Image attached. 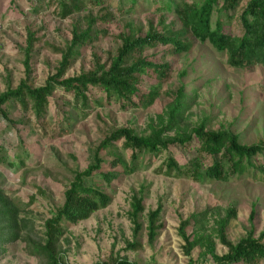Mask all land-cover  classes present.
<instances>
[{
  "label": "rangeland",
  "instance_id": "374dc122",
  "mask_svg": "<svg viewBox=\"0 0 264 264\" xmlns=\"http://www.w3.org/2000/svg\"><path fill=\"white\" fill-rule=\"evenodd\" d=\"M15 11L10 10V0H1L0 12V93L8 87H16L28 77L29 83L41 86L54 75L64 49L71 39L73 25L85 28V16L94 17L112 13L105 21H99L94 29H104L107 35L79 48V54L67 70L65 77L79 75L94 68L97 60L108 63L110 53L119 45L118 34L130 28L145 34L149 29L164 32L171 23L181 27V21L170 12L163 24L161 16L153 12L150 1L138 0L134 10L120 13L118 0H101L100 6L89 3L83 11L62 18L49 0H13ZM192 1V0H189ZM247 0H242L231 13L222 14L223 25L232 34H240L238 15ZM231 17V18H230ZM216 17H213V22ZM152 26V27H151ZM28 32L40 40L30 50L27 46ZM188 37H192L189 35ZM193 38V37H192ZM163 48L147 49L150 57ZM29 58V72L25 59ZM172 64L173 76L161 86L162 94L148 108L121 110L116 106H94L92 109H70L73 118L72 131L56 136L52 128L58 127L54 105L50 104L47 115L36 120L30 111L19 107L10 109V118L17 124L20 138L5 130L0 120V191L9 193L15 205L21 208L20 215L28 224L22 236L14 242L13 252L1 258L0 264H43L32 253L37 246L45 244L46 221L64 201V191L77 170L93 163L94 153L100 141L113 129L124 126L138 134H148L151 124L171 102L172 93L184 86L190 94L186 116L193 125L207 119L208 130L229 129L241 135L242 143L253 144L264 140V65H238L228 62L227 53L216 50L207 41L194 40L192 49L178 58L166 59ZM148 83L151 77H143ZM195 88L196 92H191ZM57 97L67 99L57 89ZM4 130L6 132H4ZM118 145L117 154L129 159ZM172 152L179 157L176 149ZM30 154L20 166H12L16 156ZM162 157H154L149 165L140 161L138 169L107 186L111 200L107 205L78 224L69 225L55 244L56 252L67 264H94L109 255H120L139 264H188L179 237L180 220L193 213L206 212L204 231L214 242L217 255L228 252L216 233L217 211L224 215L230 204L237 208L236 217L227 226V239L237 243L246 237L250 229L248 217L255 206V234L264 230V182L254 180L248 174L236 176L223 182L197 183L186 176L167 177L155 173ZM179 159V158H178ZM182 162V159H179ZM103 171L112 169L110 159L102 165ZM117 169V168H116ZM91 182L92 179H87ZM143 196L144 213L139 217L140 228L130 218L132 195ZM161 209L160 223L163 227L152 244L148 242L147 215ZM189 228L188 231H191ZM138 242L141 248L127 250L128 243ZM193 264H215L203 247L192 250ZM243 264V263H235ZM259 264H264L261 260Z\"/></svg>",
  "mask_w": 264,
  "mask_h": 264
},
{
  "label": "trees",
  "instance_id": "16d2710c",
  "mask_svg": "<svg viewBox=\"0 0 264 264\" xmlns=\"http://www.w3.org/2000/svg\"><path fill=\"white\" fill-rule=\"evenodd\" d=\"M1 1V0H0ZM153 6L152 10L160 14V24L171 13L181 21V27L174 23L164 26V32L149 29L144 35L130 28L118 34L119 45L115 53H110L108 63L97 60L94 68L76 76L65 77L75 58L78 49L100 40L108 32L94 29L99 21H106L112 13L101 17L92 14L85 16V28L73 25L71 39L67 46L58 50L61 60L56 72L47 78L41 86L34 87L28 77L21 80L16 87H8L0 93V120L5 130L12 132L15 139L17 124L10 118V109L19 107L24 112L30 111L36 120L47 115L50 104L54 105L58 127L52 128L56 136L69 134L72 131L70 109L87 110L94 106H116L121 110L134 108L146 109L162 94L161 86L173 76L172 64L166 59L178 58L187 54L193 47L194 40L207 41L216 50L227 53L228 62L238 66L242 64L264 65V0H247L238 15L240 34H232L221 21V15L233 12L242 0H146ZM16 1L10 0V10L15 11ZM49 5L58 10L62 18L84 10L89 3L95 6L101 0H49ZM120 13L134 10L138 0H118ZM2 8L0 5V12ZM16 12V11H15ZM216 20L213 22V17ZM231 18V17H230ZM152 27V26H151ZM191 35L192 37H188ZM35 34L28 32L27 46L31 50L40 42ZM163 48V51L150 57L147 49ZM29 72V58L25 59ZM143 77L154 79L148 83ZM60 89L67 99L57 97ZM184 86H179L172 93L171 102L155 118L148 134H138L133 128L124 126L113 129L97 145L93 163L83 170L74 172L71 182L64 191V201L53 216L45 223V244L37 246L32 253L43 260V264H67L56 252L55 244L62 236L65 225L78 224L104 207L111 200L107 186L117 181L122 174L135 172L143 160L149 165L154 157H162L161 164L154 170L167 177L188 179L197 183L229 181L236 176L248 174L254 180L264 182V140L253 144L242 143L241 135L229 129L208 130L207 119L193 125L186 116L189 109L190 94H185ZM191 92H196L195 88ZM4 130V132H6ZM129 159L117 154L118 145ZM176 149L179 157L172 152ZM29 153L16 156L12 166H20ZM110 159L112 169L103 171L102 165ZM182 159L181 160L179 159ZM117 168V169H116ZM92 181L88 182L87 179ZM143 196L132 195L130 218L135 226V233L140 228L139 217L144 213ZM21 208L15 205L9 193L0 191V260L13 252L14 242L21 238L28 227V220L20 215ZM161 209L149 211L147 215L148 242L152 244L159 230ZM237 208L230 204L224 209V215L217 211L215 217L216 233L228 252L217 255L214 242L204 231L206 212L193 213L180 220L178 234L183 241V252L188 257V264H193L192 250L203 247L215 264H259L264 260V230L256 236L254 218L255 206L251 208L248 221L250 229L246 237L237 243L227 239L225 230L230 221L236 217ZM192 228L191 231H188ZM141 248L138 242L128 243L127 250ZM94 264H139L126 257L109 255L107 259Z\"/></svg>",
  "mask_w": 264,
  "mask_h": 264
}]
</instances>
